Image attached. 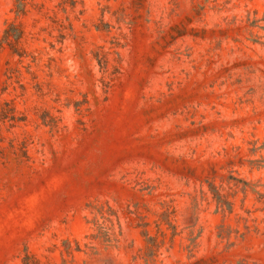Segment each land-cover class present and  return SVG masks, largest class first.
<instances>
[{
  "label": "rangeland",
  "instance_id": "374dc122",
  "mask_svg": "<svg viewBox=\"0 0 264 264\" xmlns=\"http://www.w3.org/2000/svg\"><path fill=\"white\" fill-rule=\"evenodd\" d=\"M0 264H264V0H0Z\"/></svg>",
  "mask_w": 264,
  "mask_h": 264
}]
</instances>
